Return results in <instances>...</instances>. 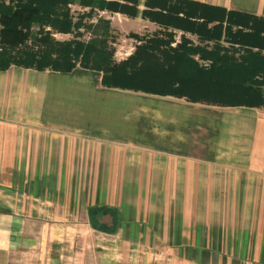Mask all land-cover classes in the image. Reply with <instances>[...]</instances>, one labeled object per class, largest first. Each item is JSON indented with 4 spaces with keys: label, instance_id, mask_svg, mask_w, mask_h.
Returning a JSON list of instances; mask_svg holds the SVG:
<instances>
[{
    "label": "crops",
    "instance_id": "1",
    "mask_svg": "<svg viewBox=\"0 0 264 264\" xmlns=\"http://www.w3.org/2000/svg\"><path fill=\"white\" fill-rule=\"evenodd\" d=\"M196 1L264 17V0ZM144 2L134 17L94 7L88 19L159 29L142 18ZM101 78L80 65L0 70L1 263L13 254V264H66L70 248L114 251L121 240L123 255L161 264H264V105H208Z\"/></svg>",
    "mask_w": 264,
    "mask_h": 264
},
{
    "label": "trees",
    "instance_id": "2",
    "mask_svg": "<svg viewBox=\"0 0 264 264\" xmlns=\"http://www.w3.org/2000/svg\"><path fill=\"white\" fill-rule=\"evenodd\" d=\"M74 2L89 11L74 15ZM144 4L142 18L159 29L150 35L129 33L138 43L116 61L108 44L109 22L85 18L94 7L134 17L137 0H0V70L18 65L70 71L80 65L101 71L106 87L208 105H264V17L196 0ZM81 29L93 37L83 39ZM174 30L182 34L172 45ZM53 32L72 36L56 39Z\"/></svg>",
    "mask_w": 264,
    "mask_h": 264
},
{
    "label": "rangeland",
    "instance_id": "3",
    "mask_svg": "<svg viewBox=\"0 0 264 264\" xmlns=\"http://www.w3.org/2000/svg\"><path fill=\"white\" fill-rule=\"evenodd\" d=\"M71 8V13L76 15L77 13H81L82 10H78L77 8ZM82 13H85L84 11ZM88 18H85L87 20ZM89 20V19H88ZM50 29L51 28H45ZM148 28L142 29L140 32V35H150L154 33L157 28H150L148 31ZM52 31V30H51ZM80 31L84 32L82 35V38L85 40L90 39V37H93L91 33L88 31H85L84 29H81ZM131 32L125 31V32H118L113 30L111 33V37H108V44L114 48L113 58L116 61H119L126 56H128L130 53L133 52L135 45L137 42L133 40L132 37H130L128 34ZM53 37L56 39H68L71 38V34H63L60 32H53ZM188 37H191L190 35ZM175 38V43L179 41L180 39V33H177V36ZM198 43V42H195ZM173 45V44H172ZM36 47V46H35ZM197 57V56H196ZM195 57V58H196ZM199 60V59H198ZM201 61V60H199ZM203 62V61H202ZM144 241H142L143 243ZM90 243V242H88ZM119 248L116 250H103L97 251L96 249L92 248L91 246H86L87 248L83 251H79V249H69L67 253L68 255L62 257L66 264H161L164 262H169V260H165V258H158L157 260L150 259L151 256L149 255H123L127 249L126 246L128 244H125L123 241L120 240L119 242ZM125 244V247H124ZM92 248V249H91ZM81 252V254H80ZM153 257V256H152ZM5 258V257H4ZM15 256L13 254H9L7 259L5 260L4 264H13L15 260H13ZM87 260V262H86ZM0 264L1 258H0Z\"/></svg>",
    "mask_w": 264,
    "mask_h": 264
}]
</instances>
